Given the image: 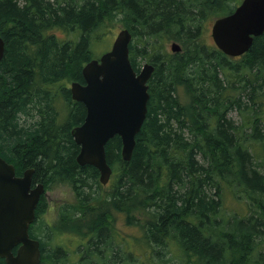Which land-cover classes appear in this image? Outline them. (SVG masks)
<instances>
[{"label": "trees", "instance_id": "obj_1", "mask_svg": "<svg viewBox=\"0 0 264 264\" xmlns=\"http://www.w3.org/2000/svg\"><path fill=\"white\" fill-rule=\"evenodd\" d=\"M240 1L0 0V156L16 173L33 168L32 182L45 189L68 184L75 197L58 207L50 226L78 238L75 258L46 247L36 232L48 226L32 223L38 264H246L255 258L264 236V31L236 57L204 36L214 18ZM116 17L131 34L133 69L141 58L153 71L131 156L123 160L119 136L110 138L111 175L101 184L94 166L75 160L79 146L70 130L83 121L85 107L72 100L66 82L83 83V65L96 58L92 47ZM169 39L182 46L179 52L164 51ZM233 110L239 122L230 117ZM227 192L242 212L224 214ZM45 210L41 196L34 219ZM120 214L135 228L131 239L143 254L115 247L112 223Z\"/></svg>", "mask_w": 264, "mask_h": 264}, {"label": "water", "instance_id": "obj_2", "mask_svg": "<svg viewBox=\"0 0 264 264\" xmlns=\"http://www.w3.org/2000/svg\"><path fill=\"white\" fill-rule=\"evenodd\" d=\"M263 31L264 0H241L230 13L214 18L210 26L214 46L230 57L246 52L253 37ZM130 40L128 29L121 28L107 51L83 65V83L73 81L69 85L71 98L85 107L83 121L70 130L79 146L75 160L80 165L94 166L101 184H106L111 175L106 142L119 136L121 158L128 160L147 111V80L153 66L144 62L138 72L133 69ZM3 49L0 36V58ZM170 49L179 52L181 48L172 41ZM32 172L29 167L16 176L14 166L0 156V257L5 264L40 261L39 241L29 236L28 229L34 221L38 199L46 191L41 182L31 187Z\"/></svg>", "mask_w": 264, "mask_h": 264}, {"label": "rangeland", "instance_id": "obj_3", "mask_svg": "<svg viewBox=\"0 0 264 264\" xmlns=\"http://www.w3.org/2000/svg\"><path fill=\"white\" fill-rule=\"evenodd\" d=\"M212 23V21H211ZM211 23L208 26L207 33L204 35L207 42L211 43L212 39L210 36V26ZM123 28V23L119 21L118 17L111 19L110 21L106 22L104 25V34L103 36H100V40L94 43L92 47L93 55L95 57H98L103 52L107 51L111 43L116 35V33ZM54 32L59 37H63L64 34L61 32V30H54ZM164 51L170 52L171 54L173 52L170 51V39L164 43ZM182 47V46H181ZM137 62L139 63V67L145 62V59L137 58ZM66 85L69 86V82H66ZM180 97L184 100L186 98L185 91L183 88L179 89ZM230 117L236 122H239L241 117L238 114L236 110H233L230 112ZM261 130L263 131L264 128L261 126ZM261 158V157H258ZM259 159H256L258 161ZM45 201H46V210L45 212L40 215L37 220L34 219L32 223H34V229H36L37 225L38 228L39 225H47V230L45 232L44 227L42 226L39 230L37 229L38 234H40V237H43L45 241L47 242L46 247H53V246H59L62 247L65 250H68V258L70 259L75 258L73 255V249L78 242V238L76 236H73L71 233H55L50 230V226L54 225V222L57 219L58 215V207L64 203H73L75 200L74 193L71 190V187L64 183V182H58L52 185L51 188L47 189L45 194ZM223 209L224 214L226 213H232L234 211L242 212V208L239 206L238 203L235 202L233 195L229 194L228 192L223 197ZM31 223V224H32ZM36 227V228H35ZM112 230L115 233V239H113L115 247H119L121 251H132L134 254H139L145 252L143 249H141V246L139 244L136 245L135 242L131 239L132 236L137 235L135 234V228L131 226H127L124 223L123 215H117L115 220L112 223ZM111 230V231H112ZM36 231V230H35ZM45 232V233H44ZM112 234V233H111ZM125 239L127 241H125ZM260 239L262 240V243L258 245V254H255V258L251 256V259L248 260L246 264H264V236H260ZM216 243V240L213 241ZM122 254V252L120 253ZM144 259L142 256L140 257ZM113 260V259H112ZM109 261L111 263V259L108 258L106 262ZM118 262L119 259L114 260Z\"/></svg>", "mask_w": 264, "mask_h": 264}, {"label": "flooded vegetation", "instance_id": "obj_4", "mask_svg": "<svg viewBox=\"0 0 264 264\" xmlns=\"http://www.w3.org/2000/svg\"><path fill=\"white\" fill-rule=\"evenodd\" d=\"M151 65H152V64H151ZM152 71H153V70H152ZM7 162H8V161H7ZM9 163H10V162H9ZM11 164H12V163H11ZM12 165H13V164H12ZM13 166H14V165H13ZM25 169H26V168H25ZM23 171H24V169H23L20 173H16V172H15V167H14V172H15V175H16V176H20V175L22 174ZM36 183H37V182H35V183L32 182V175H31V187H34V185H35ZM46 190H47V189H46ZM45 194H46V193H45ZM45 194H43V195L41 194L40 197H41V196H44V197H45V196H46ZM40 197H39V198H40Z\"/></svg>", "mask_w": 264, "mask_h": 264}]
</instances>
